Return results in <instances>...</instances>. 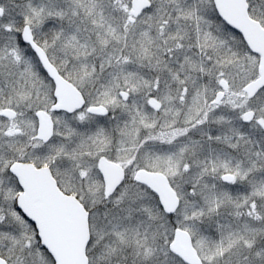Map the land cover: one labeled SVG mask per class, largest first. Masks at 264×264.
<instances>
[{
	"label": "snow or ice",
	"instance_id": "snow-or-ice-1",
	"mask_svg": "<svg viewBox=\"0 0 264 264\" xmlns=\"http://www.w3.org/2000/svg\"><path fill=\"white\" fill-rule=\"evenodd\" d=\"M0 264H264V0H0Z\"/></svg>",
	"mask_w": 264,
	"mask_h": 264
}]
</instances>
